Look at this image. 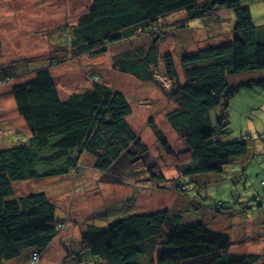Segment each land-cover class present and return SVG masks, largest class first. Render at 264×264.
I'll use <instances>...</instances> for the list:
<instances>
[{"label": "trees", "instance_id": "trees-1", "mask_svg": "<svg viewBox=\"0 0 264 264\" xmlns=\"http://www.w3.org/2000/svg\"><path fill=\"white\" fill-rule=\"evenodd\" d=\"M199 1L91 0L74 25L61 27L60 36H53L54 43L71 50L73 57L104 55L108 47L140 34L151 40L148 47L117 53L113 66L139 82L151 83L175 103L166 121L186 148L182 152L186 158L182 156L175 167L180 175L176 180L166 179L155 163L143 165L148 150L127 122L131 105L119 91L94 81L89 90L61 98L49 67L31 70L26 61H18L0 70L6 81L23 80L13 86L12 96L28 131L26 143L0 149V264L29 254L39 256L58 237L63 222L45 193L16 196L17 183L78 172L86 154L102 173L129 157L133 165L141 164L146 180L156 188L167 190L171 185L176 192H186L182 178L222 173L235 158L248 155L250 137L224 141L229 136L226 108L238 88L232 78L264 71V24L254 25L249 7H243L240 0ZM221 12L233 16L232 40L182 54L183 81L179 80L173 56L161 57L158 50L166 35L161 21L183 13L189 22L213 29L223 22ZM160 58L163 70L159 69ZM54 59L52 63H57ZM158 79L171 82V89L166 90ZM215 110L216 126L210 118ZM148 125L161 149L171 155L164 133L153 119ZM259 141L264 142V133ZM119 212L107 226L87 225L81 234L84 249L77 256L81 264L261 261L259 255H230L228 237L209 230L201 219L188 222L181 212Z\"/></svg>", "mask_w": 264, "mask_h": 264}, {"label": "rangeland", "instance_id": "rangeland-1", "mask_svg": "<svg viewBox=\"0 0 264 264\" xmlns=\"http://www.w3.org/2000/svg\"><path fill=\"white\" fill-rule=\"evenodd\" d=\"M240 1L243 7H249L253 24L263 25L264 0ZM90 3L91 0H0V70L18 61H26L31 70L49 67L61 98L89 90L94 81L119 91L131 105L127 122L148 150L143 165L151 167L155 163L166 179L176 180L180 175L175 167L182 156L186 158L182 153L186 148L166 121L175 103L151 83L139 82L113 66L117 53L148 47L151 40L140 34L95 57H73L71 50L53 41V36H60L59 29L74 25ZM221 16L223 22L213 29H204L197 21L189 22L183 13L161 21L166 35L158 50L160 56H173L179 80L183 81L179 64L182 54L232 40L233 16L227 12H221ZM53 57L57 63H52ZM158 65L163 70L161 58ZM1 74L0 149H6L26 143L28 131L12 96L13 86L23 80L6 81ZM248 75L231 80L238 88L228 100L229 136L224 138L230 141L250 137L248 155L235 158L222 173L182 178L187 184L186 192H176L171 185L167 190L156 188L146 180L141 164L133 165L129 157L102 173L94 169L93 159L86 154L78 172L17 183L16 196L45 193L63 222L60 221L58 237L37 262H32L29 254L8 264H81L77 256L84 249L81 234L87 225L107 226V222L114 221L110 219L120 216L119 211L133 214L166 209L181 212L188 222L201 219L209 230L228 237L230 255H259L258 264H264V142L259 141L264 133V71ZM158 80L166 90L171 89V82ZM217 115L216 110L210 113L214 126ZM150 119L164 133L171 155L161 149L148 125Z\"/></svg>", "mask_w": 264, "mask_h": 264}, {"label": "built area", "instance_id": "built-area-1", "mask_svg": "<svg viewBox=\"0 0 264 264\" xmlns=\"http://www.w3.org/2000/svg\"><path fill=\"white\" fill-rule=\"evenodd\" d=\"M38 259H39V256L37 254L34 253V254L31 255L32 262H37Z\"/></svg>", "mask_w": 264, "mask_h": 264}]
</instances>
